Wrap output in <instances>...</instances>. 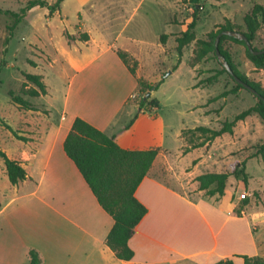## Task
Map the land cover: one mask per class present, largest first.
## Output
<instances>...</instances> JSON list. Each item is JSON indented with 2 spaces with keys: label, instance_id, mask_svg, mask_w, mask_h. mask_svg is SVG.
I'll list each match as a JSON object with an SVG mask.
<instances>
[{
  "label": "crops",
  "instance_id": "1",
  "mask_svg": "<svg viewBox=\"0 0 264 264\" xmlns=\"http://www.w3.org/2000/svg\"><path fill=\"white\" fill-rule=\"evenodd\" d=\"M94 1L85 0L84 4ZM101 1L106 9L119 3L121 14L136 0ZM56 13L61 17V9ZM100 17L102 26L119 18L103 10ZM166 23L174 24L169 20ZM85 26L80 28L89 34L88 42L76 41L71 48L64 36L65 45L58 46L71 73L62 96L54 97L48 91L38 97L51 99L43 104L48 114L38 111L40 116H34L36 111H26L23 115L29 119L18 126L23 131L19 134L27 140L15 138L16 152L8 156L22 162L29 178L14 186L2 171L0 264H31L32 249L39 252L42 264H217L234 256L264 257V206L256 207L250 200L241 209L245 203L234 199L232 193L227 195V189L224 196H209L199 190L198 182L185 189L177 170L182 172L191 166L188 176L202 175L198 172L205 162L200 159L204 156L202 149L184 153L187 145L181 133L185 128L179 133V146L173 147L171 127L158 115L160 106L140 108L132 100L140 88L137 79L142 78L143 66V54L135 46L142 42L134 33L122 41L124 27L116 37L109 38L106 29L91 31ZM187 26H180L179 32L186 31ZM174 38L176 41L177 36ZM118 50L138 62L136 77L122 62ZM183 66L180 64L172 74L179 73ZM156 96L157 91H153L150 100L158 99ZM78 117L114 137L123 149L159 150L136 191L148 213L129 242L135 253L131 261L118 259L107 246L114 220L65 153V139ZM179 181L183 187L176 185ZM243 229L252 236L241 248ZM239 258L238 262L244 264Z\"/></svg>",
  "mask_w": 264,
  "mask_h": 264
},
{
  "label": "rangeland",
  "instance_id": "2",
  "mask_svg": "<svg viewBox=\"0 0 264 264\" xmlns=\"http://www.w3.org/2000/svg\"><path fill=\"white\" fill-rule=\"evenodd\" d=\"M28 1L30 0H0V9L20 13ZM47 1L54 4L57 0ZM84 2L85 0L65 1L61 5V17L56 16L57 13L50 17L47 9L36 7L34 9L37 10H30L22 18L11 37L9 26L13 24L15 18L0 14V151L7 155L16 152L15 137L6 128V124L20 133L23 131L18 126L29 119L23 115L26 111H36L32 113L34 116H40L38 111L48 114L43 108L50 98L34 99L21 94L26 81L23 72L42 75L48 86L49 95L62 96L71 73L66 59L59 53L58 46L65 45L64 30L67 29L73 35L84 32L80 25H86L85 27L91 31L95 28H100V31L106 29L104 33L109 38H114L128 22L120 39L134 33L139 42H142L135 46L143 54L142 79L152 85L164 79V83L157 90L156 97L161 102L158 115L161 121L165 120L171 127L170 138L175 143L173 147L179 146L181 129L185 128V133L181 134L184 136L186 147L190 140L196 144L200 143L202 140L199 139V134L190 132L191 129L207 126L218 130L225 121H232L235 116L257 103L256 96L247 89H240L236 93L217 98L222 93L234 89L235 82L229 74H221L222 63L213 53L193 67L195 42L184 49L180 64L184 63L185 66L179 73L172 74L173 67L179 61L174 37L181 34L180 26L189 25L194 16L197 18L195 29L197 39H207L210 32L216 31L226 21H230L238 31L245 32V15L256 4L264 6V0H202L200 4L189 0H136L121 14H118L119 3L106 9L104 8L106 4L101 0L89 4ZM102 10L114 13L119 17L118 20L108 26H102L103 19L100 17ZM167 20L176 26L166 23ZM64 23L68 27H63ZM163 34H171L168 35V39L170 36L172 38L162 45L160 37ZM74 44L77 45L73 43L70 47L72 48ZM253 46L258 49L264 48V25L258 31ZM224 48L229 51L233 62L242 73L264 86V68L255 67L249 60L244 46L225 42ZM214 75L218 76L216 81L206 83V80ZM201 81L204 83L200 85ZM29 86L34 87L32 84ZM138 90L132 99L136 105H140L143 98H148V93L140 88ZM10 91L22 95L29 102H34L35 105H32L36 110H24L14 105L9 95ZM150 92L151 99L153 91ZM148 106L146 104L143 107ZM263 144L264 123L257 115H251L245 121L237 123L233 134H224L201 148L204 156L200 155V159H205V162L198 172L201 174L231 172L235 166L241 169L243 165L244 176H231L228 179L227 195L232 193L234 199L241 200V196L246 194V198L241 200L242 204L245 200L248 202L252 200L257 204L256 207L263 208L264 158L259 154V147ZM191 170V166L184 167L182 172L180 169L177 170L178 174L182 175L181 180L185 189L192 187L196 182L197 177L188 176ZM2 171L6 174L4 161L0 156V186L3 182ZM182 184L180 181L176 183L178 187H183ZM240 207L244 208L243 205ZM229 228L230 226L227 227L226 234ZM250 236L252 233H247L243 229L241 248ZM262 236L264 238V232ZM237 258L239 257L234 256L231 260L240 264ZM239 259L243 260V257Z\"/></svg>",
  "mask_w": 264,
  "mask_h": 264
},
{
  "label": "trees",
  "instance_id": "3",
  "mask_svg": "<svg viewBox=\"0 0 264 264\" xmlns=\"http://www.w3.org/2000/svg\"><path fill=\"white\" fill-rule=\"evenodd\" d=\"M64 1L65 0H57L54 4H50L47 0H30L20 13H13L11 11L0 9V14L9 15L12 18H15L13 24L9 26V35L11 37L17 25L30 10L35 7L45 8L49 11V16L51 17L56 12L60 11L61 5ZM189 1L194 2L195 4H200L202 0ZM244 24L246 26V31L242 33L246 35L253 45V41L255 40L258 31L262 25H264V6L256 4L253 9L245 15ZM196 25L197 18L194 16L192 22L187 26V30L182 32L176 38V50L179 55V61L173 67V71L178 68L181 63V58L183 57L184 49L190 44L195 42L196 46L194 50V59L192 61V66L195 67L212 53L215 54L217 58L215 42L222 31H238L230 21H226V23L220 25L216 31L210 32L207 39H197L195 32ZM64 36L69 45L76 41L88 42L90 40V36L87 32H82L79 35H72L66 30ZM9 38L7 41H9ZM167 38L168 35L166 34L161 36L162 44L166 43ZM225 42H232L244 46L249 60L259 69L264 68V53L253 55L246 47L245 42L240 41L235 37L224 35L220 39L219 50L234 71L235 75L253 87L259 95L264 98V86L260 82L250 80L239 70L237 65L233 62L229 51L225 50ZM263 49L254 47V50L256 51ZM117 54L130 73L136 77L138 62L125 51L118 50ZM222 73L229 74L224 67L221 71V74ZM23 76L26 81L22 87V95L35 98L48 94L47 85L42 75L23 72ZM217 77V75L209 77L206 80V83H213L216 81ZM231 78L235 82L233 77ZM137 82L142 91L149 93L150 91H157L164 83V79H161L153 85L146 83L142 78H138ZM203 83L204 81H201L199 84L201 85ZM29 84H32L34 87H30ZM235 85L234 89L222 93L217 98L236 93L237 90L240 89H245L241 84L236 82ZM9 95L12 103L19 108L24 110H36L35 107L22 95H17L14 91H10ZM256 98L257 103L254 106L242 111L235 116L232 121H225L222 127L218 130L207 126H198L191 129L190 132L199 134V139L202 141L197 144L191 140L188 141L190 146L188 145V147L185 148L184 153L193 149L202 148L224 134H233L237 123L245 121L251 115H257L264 123V101L258 96H256ZM146 104L151 107H158L159 100L156 98L150 100L149 97L147 99L143 98L140 108H143ZM6 128L12 132L16 139L22 141L27 140L26 137L20 135L10 125L6 124ZM182 133L184 134L185 130H183ZM64 150L67 156L75 163L100 206L114 220V226L106 239L107 246L115 253L118 259L131 261L134 258L135 253L130 247L129 242L134 236L137 226L148 213L147 207L137 199L136 191L148 175L159 150L130 151L123 149L119 146L114 137L107 135L79 117L74 120L72 128L65 139ZM259 154L264 158V144L259 147ZM0 156L3 158L5 169L12 185L16 186L20 182L29 178L22 162L9 158L3 151H0ZM241 166V169H239L238 166H235L231 172L206 173L198 176L196 182H198L199 190L205 191L209 196H224L228 179L231 176H244V167L243 165ZM244 203L245 205L243 206H246L248 200H245ZM237 213L238 215H241L240 210H238ZM29 258L31 264H42V258L36 250L32 249L29 251ZM243 259L244 264H264V257L243 256ZM217 264L234 263L232 260H227Z\"/></svg>",
  "mask_w": 264,
  "mask_h": 264
},
{
  "label": "water",
  "instance_id": "4",
  "mask_svg": "<svg viewBox=\"0 0 264 264\" xmlns=\"http://www.w3.org/2000/svg\"><path fill=\"white\" fill-rule=\"evenodd\" d=\"M224 35H227V36H231V37H235L236 39L240 40V41H244L245 44H246V47L249 49V51L253 54V55H260V54H263L264 53V49L263 50H259V51H256L254 50V47L252 45V42L249 41V39L246 37V35L242 32H239V31H232V30H225V31H222L217 39H216V42H215V47H216V55H217V58L218 60L222 63L223 67L228 71L229 75L231 77H233V79L235 80L236 83L238 84H241L245 89H247L249 92H251L253 95L255 96H258L260 98L263 99L264 101V98L261 97L259 95V93L253 88L251 87L250 85H248L247 83H245L244 81H242L237 75H235L234 71L232 70V68L230 67V65L228 64V62L226 61V59L224 58V56L221 54L220 50H219V44H220V39L222 36ZM172 71L169 73L171 74ZM151 95V92H149L147 94V96L149 97Z\"/></svg>",
  "mask_w": 264,
  "mask_h": 264
},
{
  "label": "built area",
  "instance_id": "5",
  "mask_svg": "<svg viewBox=\"0 0 264 264\" xmlns=\"http://www.w3.org/2000/svg\"><path fill=\"white\" fill-rule=\"evenodd\" d=\"M246 196H247L246 194H243V195L241 196V200L245 199Z\"/></svg>",
  "mask_w": 264,
  "mask_h": 264
}]
</instances>
